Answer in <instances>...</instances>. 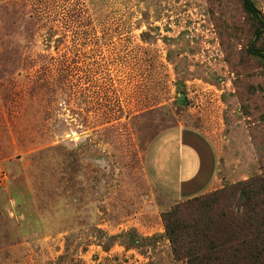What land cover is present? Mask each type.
<instances>
[{
	"label": "rangeland",
	"instance_id": "1",
	"mask_svg": "<svg viewBox=\"0 0 264 264\" xmlns=\"http://www.w3.org/2000/svg\"><path fill=\"white\" fill-rule=\"evenodd\" d=\"M254 31L241 0H0V264H186L162 214L264 177Z\"/></svg>",
	"mask_w": 264,
	"mask_h": 264
},
{
	"label": "trees",
	"instance_id": "2",
	"mask_svg": "<svg viewBox=\"0 0 264 264\" xmlns=\"http://www.w3.org/2000/svg\"><path fill=\"white\" fill-rule=\"evenodd\" d=\"M241 1L255 24L248 54L264 64V16L253 0ZM162 219L177 261L264 264V177L180 202Z\"/></svg>",
	"mask_w": 264,
	"mask_h": 264
},
{
	"label": "crops",
	"instance_id": "3",
	"mask_svg": "<svg viewBox=\"0 0 264 264\" xmlns=\"http://www.w3.org/2000/svg\"><path fill=\"white\" fill-rule=\"evenodd\" d=\"M193 171H194V170H193ZM215 184H217V183H216V182H213V183H212V186H214ZM210 185H211V184H210Z\"/></svg>",
	"mask_w": 264,
	"mask_h": 264
}]
</instances>
